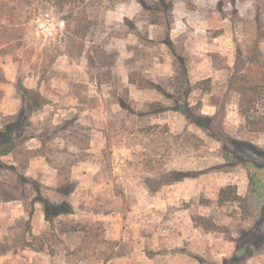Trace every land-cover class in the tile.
<instances>
[{
    "label": "rangeland",
    "instance_id": "374dc122",
    "mask_svg": "<svg viewBox=\"0 0 264 264\" xmlns=\"http://www.w3.org/2000/svg\"><path fill=\"white\" fill-rule=\"evenodd\" d=\"M155 1L86 0L83 53L53 60L76 29L66 12L0 0V23L12 7L22 21L0 32L1 119L24 89L40 97L3 158L16 169L0 172V264H220L254 233L242 264H264V0H172L169 26ZM31 180L72 212L47 220ZM226 185L241 200L221 201Z\"/></svg>",
    "mask_w": 264,
    "mask_h": 264
},
{
    "label": "trees",
    "instance_id": "16d2710c",
    "mask_svg": "<svg viewBox=\"0 0 264 264\" xmlns=\"http://www.w3.org/2000/svg\"><path fill=\"white\" fill-rule=\"evenodd\" d=\"M38 2H41L44 5H49L50 8H53L60 13L66 12V15H63L61 17V21L64 23L66 30H74L75 32L73 34V37L69 36L70 41V49L64 51V52H57L53 56V60L56 58L57 55L60 54H66L70 57L75 55H81L84 51V44L82 41H79L80 43H77V39L84 40L89 33V30L92 26V21L88 17L86 13V0H37ZM141 5L145 8H147L146 3L144 0H139ZM173 2L172 0H157L155 2H152L151 4H148L149 8H151L154 12L157 14L162 13L165 14V19L167 20V26H169V18H170V11L172 9ZM45 7V6H43ZM35 10V9H34ZM34 10H29L26 13V18L28 21L33 19V12ZM36 15V14H35ZM159 22V17H155L154 19H151L150 23L156 24ZM22 24V21H20V16L16 13H14V8L12 7V10H9V15L7 19V24L0 23V32L2 28H12V32L15 33L18 29V27ZM16 37V36H15ZM1 41V39H0ZM5 44L8 46V44H11L9 41H6ZM78 44V45H77ZM11 45L10 47H12ZM1 48V47H0ZM252 90H256V86L251 87ZM27 96H29L30 100L27 99L25 104L21 106V108L17 111V113L8 114L7 119L3 120L0 117V172L3 170H9V169H16L11 165L10 163H6L4 161V157H7L8 155H12L13 151L18 147V137H21V141L28 140L31 136L25 137V129L26 124L28 122V116L31 111L38 108L40 105L39 101V94L30 92L29 89H24ZM241 95H244V90L241 91ZM119 104L123 108H127L126 104L119 100ZM166 107L160 105L156 112H160L165 110ZM184 115L187 118V120L190 123L196 124L199 127L203 128H210L211 121L213 119V116L204 115L200 113H196L192 106L186 105V109L184 111ZM234 145H238L239 142H232ZM245 145L250 148L254 149V146L251 143H245ZM225 156L228 158L230 152L228 153L227 149H224ZM235 158H240L236 156ZM247 161V163L255 164V162L252 159H244ZM185 176L184 173H176L175 177L170 178V181H176L179 180L181 177ZM18 177L20 181L26 182L27 177H25L23 174L18 173ZM254 182V181H253ZM31 184L35 190V197L33 198L34 201H39L42 203L45 213V218L47 220H51L55 216L62 214V213H71L73 208L71 204L64 200L59 203H54L48 200L47 198L43 197L40 193V187L38 183L34 180H31ZM74 186L73 183H69L66 185V187L60 192L62 194H69L72 192ZM219 198L222 200H232V201H238L241 198L236 193V187L233 185H226L220 189ZM14 199L13 195H10L7 200ZM255 236L249 237L247 241L249 240L251 246H258L262 240V236L260 234L254 233ZM245 240L242 242H238V252L236 254H233L229 258H224L222 263L220 264H242L249 256H251V248L248 246ZM246 243V244H245ZM3 248L0 247V253L3 252Z\"/></svg>",
    "mask_w": 264,
    "mask_h": 264
}]
</instances>
